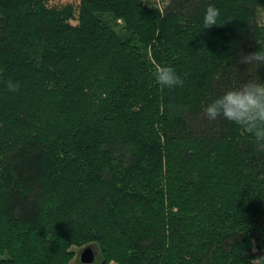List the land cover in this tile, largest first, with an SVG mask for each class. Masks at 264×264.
Instances as JSON below:
<instances>
[{
    "label": "trees",
    "instance_id": "16d2710c",
    "mask_svg": "<svg viewBox=\"0 0 264 264\" xmlns=\"http://www.w3.org/2000/svg\"><path fill=\"white\" fill-rule=\"evenodd\" d=\"M258 8L0 0V264H69L86 244L93 264H264V151L203 118L243 79L264 81L238 63L264 52ZM157 64L183 85H159Z\"/></svg>",
    "mask_w": 264,
    "mask_h": 264
},
{
    "label": "clouds",
    "instance_id": "9594fccd",
    "mask_svg": "<svg viewBox=\"0 0 264 264\" xmlns=\"http://www.w3.org/2000/svg\"><path fill=\"white\" fill-rule=\"evenodd\" d=\"M220 12L214 5H209L203 16L205 28L216 25ZM239 64L264 67V52L255 51L247 55L241 54ZM155 80L162 87L174 88L182 86L184 80L177 74L175 68L169 65L154 66ZM10 92H18V82L7 81ZM233 122L244 128L255 137L256 150L264 151V81L257 79H243L236 87L224 91L203 109V118L209 123L219 118ZM264 261V256L253 259Z\"/></svg>",
    "mask_w": 264,
    "mask_h": 264
},
{
    "label": "rangeland",
    "instance_id": "374dc122",
    "mask_svg": "<svg viewBox=\"0 0 264 264\" xmlns=\"http://www.w3.org/2000/svg\"><path fill=\"white\" fill-rule=\"evenodd\" d=\"M145 5L147 6H155L158 9H161L162 6L166 3V0H142ZM78 0H46L47 5H54V6H60L65 3H71L73 6L77 4ZM101 17L105 20L107 18V15H101ZM109 20V18H107ZM255 21L258 24L264 23V9L258 8L255 12ZM74 21H71L73 23ZM117 25L113 26V29L119 32V28L121 25V22L119 20L115 21ZM109 23V22H108ZM111 25V24H110ZM82 247V246H81ZM81 247H74L71 246L70 250L73 252V257L71 258L69 264H80L78 262L77 254ZM5 257L4 255L0 254V258Z\"/></svg>",
    "mask_w": 264,
    "mask_h": 264
},
{
    "label": "water",
    "instance_id": "95a60500",
    "mask_svg": "<svg viewBox=\"0 0 264 264\" xmlns=\"http://www.w3.org/2000/svg\"><path fill=\"white\" fill-rule=\"evenodd\" d=\"M95 256L96 250L91 244L83 245L77 254L78 262L80 264H93Z\"/></svg>",
    "mask_w": 264,
    "mask_h": 264
}]
</instances>
